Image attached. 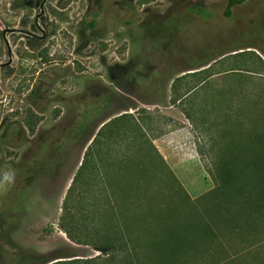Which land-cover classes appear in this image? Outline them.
Segmentation results:
<instances>
[{
	"label": "rangeland",
	"instance_id": "374dc122",
	"mask_svg": "<svg viewBox=\"0 0 264 264\" xmlns=\"http://www.w3.org/2000/svg\"><path fill=\"white\" fill-rule=\"evenodd\" d=\"M226 5L227 0H0V215L9 241L37 253L76 247L79 256L57 260L67 264H112L94 247L71 242L61 228L68 188L100 127L53 176L34 173L83 114L104 100H110L108 112L98 121L128 113L138 125L127 129L117 152L140 158L150 143L193 199L213 189L207 171L213 174L218 160L237 148L234 140L244 154L246 143L264 134V0H247L230 18ZM195 33L213 41L209 52L192 48L199 42ZM117 66L140 72L146 83L135 85L130 78L131 84L117 87L111 80ZM197 71L199 78L186 77L187 85L206 79V96L194 92L174 102L179 95L171 93L173 82ZM130 103L136 108L128 109ZM185 109L206 115V121L201 117L202 126L194 124ZM164 180H152L153 196L135 197L124 172L117 174L110 179L116 193L112 211L134 213L140 200L137 213L146 212L156 198L168 199ZM86 197L84 207L90 204L95 214L98 196ZM198 200L204 204L207 197ZM253 235L262 243L240 258L231 259L230 252L245 243L233 239L211 245L212 254L202 250L206 243L197 244L177 264H264V229ZM14 251L0 234V264H13Z\"/></svg>",
	"mask_w": 264,
	"mask_h": 264
},
{
	"label": "trees",
	"instance_id": "16d2710c",
	"mask_svg": "<svg viewBox=\"0 0 264 264\" xmlns=\"http://www.w3.org/2000/svg\"><path fill=\"white\" fill-rule=\"evenodd\" d=\"M246 1L227 0L225 17L230 18L233 8ZM179 34L182 39L185 38L182 34L186 33L180 30ZM197 35L199 42H193L192 48L200 50L202 47L201 53L209 52L210 47L214 45L213 41L205 43L202 34ZM184 54L181 52V55ZM111 72V80L117 87H124L126 82L131 84L130 78L135 80V85L146 83V76L140 72L135 75L127 67L117 66ZM200 72L202 71L184 74L173 82L171 93L179 95L174 102H180L194 92L197 97L203 93L206 96V79H200L199 86L194 88L187 85L186 77L199 78ZM181 81L188 87L186 90H182ZM245 91L243 93H246ZM109 104V99L104 100L90 112H85L81 122L55 147V154L41 160L40 167L34 171L37 177L53 176L70 158L73 148L79 144L83 148L94 131L100 127L84 154L83 162L74 175L64 200L61 228L71 242L94 247L112 264H177L179 261H185L191 251H196L197 247L193 246L197 244L206 243L202 250L206 254H212L214 251L210 246H214L216 242H232L234 239V244L242 239L245 245L230 252L231 259H236L249 252L253 246L262 243L261 239L255 238L253 234L264 229V224H261L264 223V134L257 135L250 143H246L244 154L240 153V141L234 140L237 148H233L229 156L218 160L213 174L206 170L212 176L214 187L197 197H207L203 204L189 196L162 157L153 153L154 149L150 143L148 150H140V158L135 153L132 155L127 151L117 152L121 147L119 144L126 140L127 129L133 132L138 125L128 113L107 122L104 121L108 117L98 121L97 117L100 116L101 119L108 112ZM127 108L135 109L136 106L130 103ZM184 113L186 118L196 125H201V117L206 121V115L200 116L188 109H185ZM30 128L33 130V127ZM137 138L141 139L138 135ZM111 146L116 153H110L113 150ZM105 149H108L107 153ZM122 172L131 182L132 194L135 197L153 196L150 183L153 179L165 178L162 188L169 191L170 197L156 198V206H149L146 212L141 213H137L142 204L138 200L137 206L133 208L134 213L130 208V212L122 208L119 213L121 215L116 216L111 209V198H115L116 193L110 179L117 174L122 175ZM168 174L172 175L174 180L168 179ZM105 182L107 186H103ZM88 194H96L99 198L98 203L93 205L96 207L95 214H91L90 204L84 207L83 201L87 199ZM181 194L186 197V201ZM74 197L79 199L72 201ZM4 224L5 219L0 215L1 237L15 248L11 256L13 264H47L53 261L56 262L52 264H67L65 262L71 261L57 260L79 256V250L72 246L45 253L27 251L9 241L10 234L3 229ZM219 228L221 234L217 232ZM222 253H219V258ZM196 254L201 253L194 255ZM253 264L262 263L255 261Z\"/></svg>",
	"mask_w": 264,
	"mask_h": 264
}]
</instances>
